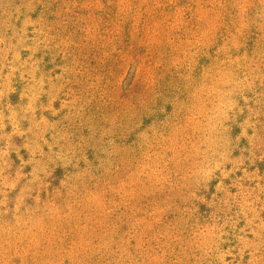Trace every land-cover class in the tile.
Listing matches in <instances>:
<instances>
[{"label": "rangeland", "instance_id": "rangeland-1", "mask_svg": "<svg viewBox=\"0 0 264 264\" xmlns=\"http://www.w3.org/2000/svg\"><path fill=\"white\" fill-rule=\"evenodd\" d=\"M113 1L117 13L106 25L100 0H0V264H264V162L253 173L239 167L242 152L264 161V109L255 127L245 119L235 141L252 147L239 154L225 135L230 102L216 95L226 82L197 89V103L182 104L181 124L143 127L154 39L135 32L144 7L152 12L162 0H137L129 34L120 7L135 0ZM197 12L205 36L219 17L206 3ZM176 15V23H193ZM182 44L193 56L192 41ZM255 64L264 78V57ZM213 169L223 178L212 194L223 206L222 232L161 224L151 256L147 219L136 208L125 215L131 249L119 251L116 203L141 200L150 181L197 185ZM176 171L192 176L180 181ZM232 171L238 181H228Z\"/></svg>", "mask_w": 264, "mask_h": 264}, {"label": "trees", "instance_id": "trees-1", "mask_svg": "<svg viewBox=\"0 0 264 264\" xmlns=\"http://www.w3.org/2000/svg\"><path fill=\"white\" fill-rule=\"evenodd\" d=\"M204 3L210 8L212 5L216 8L215 15L219 19L217 25L211 26L205 36H201L202 29L199 26L204 21L196 22L199 15L197 6ZM138 5L135 0L120 7L121 19L125 20L123 30L127 34L136 26L134 16L138 12ZM100 8L105 12L102 16L107 25L116 16V2L100 0ZM263 8L264 0H162V5L155 7L152 12L144 7L141 18L138 19L139 31L135 32V36H153L154 43L150 48L154 53L148 57V64L156 73L146 92L148 100L143 109L145 112H141L139 118L142 126L155 124L156 128L163 129L174 124L176 119L178 125L181 124L180 121L187 115L182 104L197 103V98L194 97L197 89L211 81H216L217 84L218 81L226 82L217 89L216 94L217 99L219 95L224 97L223 105L230 102L224 118L225 135L232 138V152L239 154L241 149H250L252 146L245 144L244 139L240 138L239 143L235 140L241 133L245 119L248 118L246 121L255 127L259 110L264 109V104H258L264 94V78L255 76L251 70L256 65V59L264 57ZM178 13L184 20H191L193 23H176L174 19L178 18ZM239 19L241 24H238ZM152 23H157L158 27ZM186 39L193 43L194 53L189 58L182 53L187 49L182 44ZM164 61L167 64L165 68ZM172 77L173 83L169 82ZM147 144L152 145L151 142ZM241 156L243 159L240 169L244 167L251 173L262 170L264 161L253 152H242ZM184 173L191 178L192 174L188 171H176L178 180L181 181L180 177ZM239 174L232 171L228 181H238L236 176ZM221 180L223 178L220 171L213 169L207 181L197 185L188 183L178 186L176 182L168 180L161 183L150 181L145 186L146 195L141 200L135 197L127 203H116L115 212L123 214L120 218V230L115 233L122 240L119 251L131 249L128 235L135 232L125 215L130 214L131 210L134 212L136 208L147 219L148 228L146 227V234L142 239L143 245L152 253L151 256L159 252L156 244L162 237L155 236V230L161 224L164 226L178 220L180 223L187 222L190 229L198 225L212 232H222L223 213L220 210L223 206L212 198L214 188ZM159 188L164 190L160 191ZM217 232L215 233L218 234ZM225 253L221 249V254L226 255ZM213 264L222 263L217 261Z\"/></svg>", "mask_w": 264, "mask_h": 264}]
</instances>
